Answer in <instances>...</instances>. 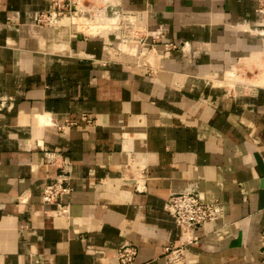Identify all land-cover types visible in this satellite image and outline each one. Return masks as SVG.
Returning <instances> with one entry per match:
<instances>
[{
  "label": "crops",
  "instance_id": "obj_1",
  "mask_svg": "<svg viewBox=\"0 0 264 264\" xmlns=\"http://www.w3.org/2000/svg\"><path fill=\"white\" fill-rule=\"evenodd\" d=\"M110 1L114 22L134 9L161 40L125 56L113 33L87 34L67 19L36 24L50 0H0V264H120L116 250L126 244L138 246L135 264H171L166 248L180 232L164 204L188 189L226 211L172 264H264L256 0ZM90 18L85 28H104ZM238 72L231 91L224 83ZM45 150L71 158L68 216L42 202L57 172Z\"/></svg>",
  "mask_w": 264,
  "mask_h": 264
},
{
  "label": "built area",
  "instance_id": "obj_2",
  "mask_svg": "<svg viewBox=\"0 0 264 264\" xmlns=\"http://www.w3.org/2000/svg\"><path fill=\"white\" fill-rule=\"evenodd\" d=\"M110 2V0H50L48 7L38 12L36 24L40 26L60 24L61 19L71 18L73 13L79 9L86 12L87 15L96 13V15L102 17L110 12ZM255 10L262 14L264 18V0H256ZM69 21L76 24L70 19ZM111 25L110 29H113L112 33L117 39L116 48L121 55L126 56L132 52L136 53L137 47L148 43L153 45L162 38L161 31L151 29L148 24L143 22L140 12L134 9H122L117 21L111 23ZM112 43L110 42L107 45L112 46ZM165 45L167 48L178 47L171 42H167ZM144 66L147 69V73L151 74L148 67L151 65L144 62ZM81 119L88 124L92 122L91 116L87 113H82ZM44 157L45 164L55 166L57 172L45 183L41 197L42 202L55 205L51 210L53 215L68 216L70 203L65 200V197L69 196L73 190L71 186L73 171L71 158L55 150H45ZM164 208L173 218L180 232V243L166 248L165 257L167 262L171 264L183 261L186 245L197 240L195 234L197 229L206 222L222 218L226 211L225 204L219 200H201L196 189L171 193L164 204ZM259 239L260 254L264 256V219L259 232ZM116 255L120 264H135L138 246L136 244L121 246L116 250ZM34 262H38V259L35 258Z\"/></svg>",
  "mask_w": 264,
  "mask_h": 264
},
{
  "label": "rangeland",
  "instance_id": "obj_3",
  "mask_svg": "<svg viewBox=\"0 0 264 264\" xmlns=\"http://www.w3.org/2000/svg\"><path fill=\"white\" fill-rule=\"evenodd\" d=\"M106 11H108V10H106ZM93 12H96V11H93ZM101 15H103V14H101ZM105 15V14H104ZM96 17H98L97 18V20L99 19L100 20V18H101V16H96ZM105 17H106V15H105ZM85 18V16H82V17H80V19L79 20H77V22H78V24H77V22H76V24H77V26H79V29H81V30H83V29H87V28H82V26H90V24H87L88 22H89V20H87V19H84ZM95 18V17H94ZM96 20V19H95ZM96 20V21H97ZM81 21H82V23H81ZM104 21V20H103ZM90 22H91V20H90ZM89 22V23H90ZM86 23V24H85ZM75 24V25H76ZM95 24V23H94ZM109 27H112V25L110 24L109 25ZM85 30H83L84 32H86L87 34H95V35H99V34H101V35H105V32H106V35H110V33L112 34V31H113V29H107V31H105L104 30V28H102L101 30H97V32H95V33H93V32H91L90 30H88L87 29V31H85ZM114 35V34H113ZM258 66V65H257ZM253 67H255V65L254 66H252L251 68H249L250 70H248V73H249V75L250 76H252V72H253ZM259 67V66H258ZM257 72H258V69L256 70ZM233 74V73H232ZM239 72L238 73H235L234 75H231V77H230V82H226V83H224L225 84V86H226V88H228V89H230L231 91L232 90H234V89H236V90H238V86H240L241 85V79H239ZM248 75V76H249ZM247 77V76H246Z\"/></svg>",
  "mask_w": 264,
  "mask_h": 264
},
{
  "label": "bare ground",
  "instance_id": "obj_4",
  "mask_svg": "<svg viewBox=\"0 0 264 264\" xmlns=\"http://www.w3.org/2000/svg\"><path fill=\"white\" fill-rule=\"evenodd\" d=\"M110 7H111V10H110V12L109 13H106L105 15H106V17H105V15H103L101 18H100V20L98 19L96 22H97V28H96V26H95V28L96 29H98L99 27V25L101 24V26L102 27H104V28H110L109 27V22H114V20H115V18H116V16H117V11L115 10L116 9V6H112V4H110ZM118 9V8H117ZM84 13V11L83 10H81V9H79V10H77V11H75L74 13H73V15H72V17L71 18H67V21H69V19L70 20H72L74 23L75 22H77V20H79L80 19V17H82V14ZM91 14V16H93L94 15V17L97 19L98 17H96V16H98V15H96V13H90ZM89 15V14H88ZM91 16H89L88 17V19H90L91 20ZM79 18V19H78ZM104 20V21H103ZM81 23H82V21H81ZM93 23V22H92ZM77 24H78V22H77ZM83 24V23H82ZM86 24V23H85ZM75 25V24H74ZM91 25V24H90ZM95 25V24H94ZM76 27V29H78V30H80L79 29V26H77V25H75ZM89 26V25H88ZM85 26H82V28H84ZM101 29V28H100ZM83 30H85V29H83ZM94 30V29H93Z\"/></svg>",
  "mask_w": 264,
  "mask_h": 264
}]
</instances>
